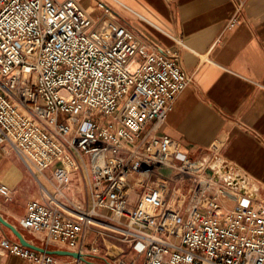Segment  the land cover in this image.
<instances>
[{
	"label": "built area",
	"instance_id": "built-area-1",
	"mask_svg": "<svg viewBox=\"0 0 264 264\" xmlns=\"http://www.w3.org/2000/svg\"><path fill=\"white\" fill-rule=\"evenodd\" d=\"M246 1L237 0L238 13ZM97 6L103 12L94 17L81 0H0V144L14 149L42 193L28 202L23 226L46 247L61 241L85 256L100 252L83 240L93 229L144 252L143 264H264V202L241 193L238 174L158 133L193 82L179 52L152 46L107 2ZM75 172L87 182L84 201L69 194ZM11 193L0 179V195ZM2 241L35 264H62Z\"/></svg>",
	"mask_w": 264,
	"mask_h": 264
},
{
	"label": "crops",
	"instance_id": "crops-1",
	"mask_svg": "<svg viewBox=\"0 0 264 264\" xmlns=\"http://www.w3.org/2000/svg\"><path fill=\"white\" fill-rule=\"evenodd\" d=\"M89 1L84 7L91 16L101 15L100 0ZM103 1L152 46L177 50L179 63L193 75L158 133L177 139L182 152L193 158L209 157L215 168L222 164L219 172L238 174L243 178L236 185L241 193L264 202V0H247L240 13L237 0ZM236 15L237 23L228 26ZM220 139L224 144L215 153L212 146ZM215 168L209 167L207 174H218ZM0 179L12 191L10 198L0 195V214L28 242L57 251L54 255L62 264L74 258L62 252L71 250L68 244L54 241L46 247L41 233L23 226L28 202L42 193L14 149L4 144H0ZM86 183L75 172L69 194L86 200ZM222 203L237 205L225 198ZM4 239L21 242L0 222V264H35L4 249ZM83 240L87 248H100L98 254L88 255L94 264H118V259L143 264L146 258L144 252L113 235L87 230Z\"/></svg>",
	"mask_w": 264,
	"mask_h": 264
},
{
	"label": "water",
	"instance_id": "water-1",
	"mask_svg": "<svg viewBox=\"0 0 264 264\" xmlns=\"http://www.w3.org/2000/svg\"><path fill=\"white\" fill-rule=\"evenodd\" d=\"M216 175H218V174H216ZM243 192H245V190H243ZM0 222L1 223H3L4 225H6V226H8L15 234H16V236L20 239V241L23 243V244H25V245H27V246H29V247H31V248H34V249H41L43 252H47V253H50V254H55V253H57V251H55V250H49V249H46V248H40V247H38V246H36V245H34V244H32V243H30V242H28L25 238H24V236H23V234L21 233V231L14 225V224H12L11 222H9L6 218H4L1 214H0ZM62 252H64L65 254H67V255H71V256H74V257H76V258H80V259H82V260H84V261H86L87 263H89V264H94L93 262H92V260H89V258H88V256H85V255H83L82 253H79V252H76V251H72V250H63ZM105 264H114L113 262L111 263V262H109V263H105Z\"/></svg>",
	"mask_w": 264,
	"mask_h": 264
},
{
	"label": "rangeland",
	"instance_id": "rangeland-1",
	"mask_svg": "<svg viewBox=\"0 0 264 264\" xmlns=\"http://www.w3.org/2000/svg\"><path fill=\"white\" fill-rule=\"evenodd\" d=\"M89 0H82V5L83 6H87L89 4ZM55 167L53 166V168H50L47 170L48 173H51L53 171ZM167 174H168V171L167 170H164ZM186 189V188H185ZM141 195L140 192H132L131 193V197L136 200L137 198H139V196ZM76 197V196H75ZM79 199V197H76ZM82 198V197H81ZM80 198V199H81ZM95 232L96 234H98L99 232H97L96 230H93L91 229L90 232ZM99 235H105V236H112V232L110 230H104L101 234L99 233Z\"/></svg>",
	"mask_w": 264,
	"mask_h": 264
}]
</instances>
